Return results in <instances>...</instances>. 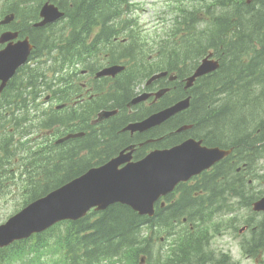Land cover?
Returning a JSON list of instances; mask_svg holds the SVG:
<instances>
[{"label": "trees", "instance_id": "16d2710c", "mask_svg": "<svg viewBox=\"0 0 264 264\" xmlns=\"http://www.w3.org/2000/svg\"><path fill=\"white\" fill-rule=\"evenodd\" d=\"M41 1L25 0L23 4L28 7L25 15L35 20L37 3ZM52 1L68 17L72 26L70 37H80L88 36L92 29L82 27L85 22L98 18L105 25L103 21L106 15L118 17L128 9L131 0ZM24 11L20 8L21 13ZM11 12L17 15L15 11ZM179 13L182 18L174 16L159 44L164 61L191 60L196 57L192 52L202 57L211 53L218 60L219 67L215 72L196 80L190 91L188 110L176 117L181 119L180 123L170 122L165 125L167 130L159 129L157 134L166 136L180 125H190L191 129L185 134L169 135L148 146L164 148L183 137H191L202 139L209 146L233 147V153L219 164L221 167L218 172L221 175L227 173V182L237 181L235 197L242 199L237 205L248 206V179L244 178L240 183L241 176L234 175L230 159H235L238 165L244 160L248 166L255 160L256 164L264 163V0H202L197 7L181 9ZM11 28L23 33L17 25ZM41 36L47 37V33ZM96 37L98 40L101 38L100 35ZM71 47L69 44V49L61 52L64 60H75L87 54L86 45L77 50ZM27 79L28 83L34 80L32 76ZM66 85L69 83L63 86ZM99 104H106V101L87 102L83 125L75 123L79 120L77 109L58 115L65 126L64 132H85L84 156L79 158L77 151L70 150L67 174L62 170L63 165L57 166L54 159L38 156L36 187L28 190V201L64 184L83 170L104 163L123 145L117 138L104 140V134L96 132L89 125L88 120L101 109L97 108ZM2 114L0 111V117ZM26 116L22 110L20 117ZM41 123L44 125L45 120H41ZM42 128L45 129V126ZM112 132L113 136L118 134L114 126ZM148 146L140 148L136 157H139V153L142 155ZM73 166L80 167L71 172ZM225 168L226 171H223ZM242 172L244 175L249 174L248 167ZM262 179L263 176L256 171V181ZM241 188L244 196L240 195ZM159 211L156 208L154 218L147 220L125 206L113 205L103 212L89 213L76 222L53 226L48 230L50 235L47 238V234L36 236L32 246H42L40 256L53 253L49 248V239H52L56 249L54 253L60 257V261L55 264H139L138 257L141 254H147L144 264H205L206 253L202 249L207 245V238L202 231H191L181 224L180 219L185 217L194 226L185 207L177 206L175 219L169 216L164 221ZM175 222L183 234L172 238L167 252L160 253L159 238L162 234L169 238L168 234L174 230ZM145 226L156 235V249L143 251L141 245L145 242ZM259 249H264V221L256 224V251ZM64 252L65 260L62 258Z\"/></svg>", "mask_w": 264, "mask_h": 264}, {"label": "flooded vegetation", "instance_id": "af4514ba", "mask_svg": "<svg viewBox=\"0 0 264 264\" xmlns=\"http://www.w3.org/2000/svg\"><path fill=\"white\" fill-rule=\"evenodd\" d=\"M4 16L5 15H0V20H2ZM38 20H40L39 16ZM63 24V22L57 23L56 25H51L49 28H53L57 25L62 26ZM9 27L10 24L0 27V34L2 32L8 31ZM87 41L88 43H93L91 47L95 50V40L87 38L83 39L81 42ZM5 46L6 44H0V50H2ZM43 57L36 59L31 54L26 64L22 67L23 71L31 67H42L45 62ZM90 58H92V60H90L87 65L83 66V70H78L77 65H73L68 68V64H66L61 70V75H66L68 78L72 77L79 85V88L76 90V92L71 93L70 95L67 92L59 93L58 87L52 85L51 80L53 79V76H57L59 74V67L52 61V59L46 61L49 64L46 69L47 84H44L43 81H39L37 85L28 83H25L22 86L14 85L20 78V72L18 70L15 77L9 82L8 86L0 93V107H14L12 103L17 105L24 104L25 109L30 111V116L26 117L27 119L45 117V120L52 126L49 130L41 132L37 130L34 122H31L30 120L22 119L20 117L12 119H0L3 122H13L10 124L11 127H6L8 133L11 135L0 138V147L7 148V146L10 145L11 147L15 148L14 152L19 153V155L22 157L30 159L37 155L50 159L52 157L66 158L69 155L68 147L76 149L78 157L81 156L84 153L85 142L83 137L76 141L68 140L62 143H57L59 139L63 138L69 133L66 132L65 134H61L64 132L65 126L61 123L62 120L58 119L57 116L67 107L76 108L79 111L78 123L83 125L85 123V120L83 119L84 109L86 108L84 102L91 100L95 96L101 95L110 101L108 105H97L98 108H106L108 110L115 111V114L102 120L101 122L95 121V124L98 123L96 132L100 131L103 133L105 135L104 140H110L112 138L120 139L123 142L121 149H124L128 146H133V161H136L134 158H138L139 160L150 150L155 149L149 147L142 155L139 153V157H136L138 149L144 145H147V141H153L151 142L152 144L155 141L166 138V136L163 134H157V130L166 129V122L160 124L158 127L141 133L136 132L130 134L128 132H122L121 130L130 122H139L163 110L165 105L162 100L171 98L173 90L178 87L177 73L174 72L171 74L173 77H175V80H172L171 82L168 79L158 80L163 81L164 85L176 81V85L168 87V92L162 94L160 98L154 102H151V108L147 111H144L140 108V106H138V104L131 105V101L129 102V100H127L122 93H117L114 91V88H112L108 83L109 78H96V73L102 67H100L95 59L96 54L88 55V59ZM94 80H99L101 82L105 81L106 85L102 88H97L98 83H95ZM102 89L103 91H101ZM143 92L149 91H146L143 88L142 93ZM152 100L153 99H150L143 103H149ZM174 101H176V99L173 100L171 104ZM58 106H63V108L57 109L56 107ZM180 121L181 119H177L176 115L171 118L172 124L180 123ZM92 123L94 124V121ZM112 126L117 129L118 134L116 137H112L110 135V128L112 129ZM187 138L189 137H183L181 140H179V142ZM69 142L72 143L69 145ZM142 143L143 145H141ZM217 169V167L213 166L208 171L202 172L199 175L192 177L189 181L178 184L173 192L160 198L157 202L160 208L159 214L163 221L169 216H172L174 217L173 219H175L177 215V206L183 205L185 210L190 214L192 222H194V230L202 231L204 236L207 238V245L202 249L203 252L207 253V255L204 257L206 261L205 264H235L232 261L230 262L228 255L221 252L216 253L211 248V237L218 236L222 234V232H227L228 230L236 232L243 224V226L247 227L244 231L247 229L249 234L241 237V250L243 253H245L247 258L251 257L253 254H255L256 257V214L247 211L248 217L246 219L242 221L239 217L233 223H229L227 204L233 200L232 194L234 192L233 190L235 186L237 185V181H233L231 183L227 182L224 180L227 175H219ZM31 170L32 169L30 165H18L14 174V181L22 184L30 183L26 181L23 173ZM64 170H67V166H64ZM11 180L12 177H10L9 174H0V185L8 183ZM161 203H163V205H161ZM241 210L242 213L245 211L244 208H241ZM180 220L187 221L185 217L181 218ZM245 220L250 223H255V226L247 224ZM174 221L175 220H173V222ZM182 234L183 232L180 231L178 225L175 224L174 230L168 234L170 235L169 238L167 240L164 239L161 242L163 243L161 246H164L165 244L168 245L170 239L176 238ZM19 244L20 242H14L7 247L0 248V264L18 263L19 257L17 250L19 248ZM166 248L167 247L164 246L162 250L165 251Z\"/></svg>", "mask_w": 264, "mask_h": 264}, {"label": "water", "instance_id": "95a60500", "mask_svg": "<svg viewBox=\"0 0 264 264\" xmlns=\"http://www.w3.org/2000/svg\"><path fill=\"white\" fill-rule=\"evenodd\" d=\"M62 14L57 8L47 3L41 8L43 21L37 26L52 22ZM11 16L5 17L2 23H8ZM16 33L6 32L0 37V43L13 40ZM30 50L27 39L8 46L0 52V91L16 68L26 59ZM202 60L193 75L187 79L185 88L191 86L196 78L215 71L216 61ZM114 70L105 71V75ZM101 75H104L102 72ZM187 100L163 110L139 124L129 125L127 129L144 131L158 125L175 113L186 109ZM110 113H104L106 118ZM182 127L177 132L182 131ZM67 136L68 138L78 137ZM230 151L218 148H205L200 142L188 139L169 149L154 150L142 160L128 163L131 153H120L117 158L106 164L92 168L70 182L52 190L47 195L30 203L17 215L0 226V246L13 240L28 238L41 233L63 221H77L90 210L103 211L110 205L119 203L130 207L139 215H153V204L162 196L170 193L177 183L188 180L211 167L215 162L228 155ZM256 212H264V197L254 203Z\"/></svg>", "mask_w": 264, "mask_h": 264}, {"label": "rangeland", "instance_id": "374dc122", "mask_svg": "<svg viewBox=\"0 0 264 264\" xmlns=\"http://www.w3.org/2000/svg\"><path fill=\"white\" fill-rule=\"evenodd\" d=\"M20 1L24 0H0V15H6L10 11L8 9L14 10L17 13L16 22L19 23L20 19H25L24 13L28 11V7L22 4ZM202 0H134L133 4L135 5V10L130 13L131 19L134 20L136 26L143 32L146 37L141 38V42L139 44V51L142 55L147 54L149 55V61L151 56H154V53L151 52L152 45L158 39V46L160 41L162 40V35L166 31L167 26L171 23L174 16L178 17L179 19L182 18L181 14L179 13L181 9L191 10L201 4ZM32 7V6H31ZM24 9L23 13L17 12V9ZM97 28L94 26L90 30L92 34ZM159 36V38H158ZM115 42V40H114ZM88 46V41H87ZM195 55V58H191L192 63L194 66L198 67L203 57L199 56L197 53L192 52ZM205 56V55H203ZM48 63L43 65L41 68L42 72L46 76V69L48 67ZM83 70V67L79 68ZM11 135L8 133L7 128L2 131L0 134V138L3 136ZM9 169V168H8ZM256 171L260 173L259 166L256 168ZM37 181H32L28 184H22L19 182H14L9 184L7 189L6 195L0 198V223L4 222L9 216L15 213V209L18 205L21 204L23 200H25L30 194L28 190L35 189ZM257 185V188H256ZM253 191L256 190H263L264 191V182L261 183L255 182L252 184ZM126 206V205H124ZM240 219L243 221L248 217L246 211H239ZM230 215V214H229ZM256 224L263 220L262 216L256 217ZM243 230L242 226L236 231L233 232L232 230H228L227 232H222V234L215 236L210 245L211 248L216 253H223L229 256L230 262H234L237 264H264V252H261L256 255L255 258H247L246 255L242 252L240 247L241 237L246 236L249 234V231ZM50 234L46 235L47 236ZM160 242L164 240L163 236H161ZM143 248V243H142ZM49 248L53 252L52 259L50 261L51 264L58 263L57 253H54L56 249L53 247V240L49 239ZM60 255V253L58 252ZM115 263V262H112ZM103 264H111V263H103Z\"/></svg>", "mask_w": 264, "mask_h": 264}]
</instances>
